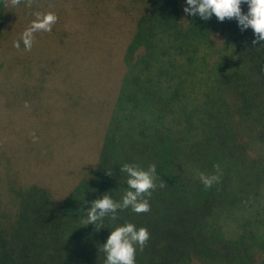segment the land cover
Wrapping results in <instances>:
<instances>
[{"label":"trees","instance_id":"16d2710c","mask_svg":"<svg viewBox=\"0 0 264 264\" xmlns=\"http://www.w3.org/2000/svg\"><path fill=\"white\" fill-rule=\"evenodd\" d=\"M144 2L122 57L117 55V44L89 42L80 36V29L69 31L61 27L59 42L42 31V54L37 56L34 34L32 49L26 51L25 70L30 69L35 81L28 84L24 103H55V92L63 90L67 103H116L111 111L119 118L122 132L104 125L103 131L108 134L99 167L88 169L60 203L47 187L19 182L14 176L21 175L20 160L9 147L6 149L0 157V264H105L103 244L112 230L127 223L137 230L146 228L150 234L143 250L136 245L135 264H264V212L260 216L257 209L254 214L258 205L252 204L247 223L239 219L232 232L217 212L223 210L222 201L229 204L227 200L237 201L248 190L254 191L252 176L256 175H250L251 182L247 181L234 170V164L228 165L229 157L223 156L222 147L214 149L207 158L210 168L186 166L168 134L161 132L166 128L164 120H157V111L148 104L171 100L169 86L178 82L180 65L174 63H179L178 59L172 61L173 52L167 50L182 42L183 32L177 22L180 0ZM241 9L246 14L249 7L245 3ZM195 16L188 28H192V44L198 47L214 14L210 21ZM73 30L82 41H77L79 37L67 38ZM99 30L88 28L85 33L92 35ZM262 45L264 41L260 42L255 67L264 79ZM59 75L67 82L66 89L59 86ZM103 110L106 112L105 107ZM140 153L146 156L138 160L135 156ZM123 164L144 170L156 165V187L150 196L143 197L148 200L150 211L118 209L115 220L109 213L97 221V226L85 225L93 201L107 193L114 202L121 203L130 190L127 174L121 172ZM199 173L219 175L220 179L205 188ZM256 174L260 176L259 172ZM163 182L167 186H161ZM245 183L247 189L243 188ZM251 200L243 206H250Z\"/></svg>","mask_w":264,"mask_h":264},{"label":"rangeland","instance_id":"374dc122","mask_svg":"<svg viewBox=\"0 0 264 264\" xmlns=\"http://www.w3.org/2000/svg\"><path fill=\"white\" fill-rule=\"evenodd\" d=\"M186 6V0H180L177 22L182 42L167 50L173 52L172 61H179H174L180 65L178 82L169 86V103L148 104L157 111V120H164L166 128L161 132L168 134L186 166L210 168L207 158L222 147L223 156L229 157L228 165L234 164V170L247 181L256 175L252 176L254 191L248 190L243 199L227 200L229 204L220 203L223 210L217 212L232 232L239 219L247 223L252 204L258 205L254 214L257 209L260 216L264 212V79L255 67L260 43L253 44L256 36L252 28L241 31L235 18L221 22L214 15L207 35L194 47L188 25L196 16L186 14ZM144 7V0H32L31 7L23 2L5 7L0 0V157L9 147L19 158L21 175L14 176L19 182L47 187L56 201L63 202L88 169L99 167L108 134L104 125L122 132L119 118L111 111L116 103H67L66 90L55 92V103H24L28 84L34 83L35 76L29 74L30 69L25 70L21 37L36 13L56 16L48 32L51 40L62 39L60 27L80 29V36L89 42L117 44V55L122 57L131 39L130 29L137 25ZM88 28L100 30L91 35L85 33ZM34 34L33 48L40 56L42 31ZM69 35L72 40L83 39L74 30ZM16 41H20L19 49L14 47ZM58 82L66 89L61 75ZM145 156L140 153L135 158ZM243 188L247 189L246 183ZM250 200V206H243Z\"/></svg>","mask_w":264,"mask_h":264},{"label":"clouds","instance_id":"9594fccd","mask_svg":"<svg viewBox=\"0 0 264 264\" xmlns=\"http://www.w3.org/2000/svg\"><path fill=\"white\" fill-rule=\"evenodd\" d=\"M31 7L32 0H4L5 7L19 6L21 3ZM187 6L184 12L190 15H199L204 20H209L213 14L223 22L226 18H235L241 31L249 27L254 30L256 39L253 44L264 41V0H186ZM247 4L248 12H242L241 5ZM56 16L53 13H36V18L31 25L23 32L22 41L26 51H31L34 39V33L37 31L50 32L52 25L56 22ZM14 47L20 48V41L14 42ZM264 47V45H262ZM217 173H219V164L215 165ZM121 172L127 174L128 190L123 196L122 202L117 203L105 193L102 198L92 202L88 209L85 225L94 224L97 226V221L102 220L105 216L111 213V218H117L118 209H126L131 207L136 213H144L150 211V205L147 199L143 197L145 194L151 195L156 185V165H150L147 170L141 169L136 165L123 164ZM111 175V171H108ZM199 179L205 188H211L214 183L220 179L219 175H206L199 173ZM161 186H167L165 182ZM97 230L98 227H97ZM150 234L146 228H137L132 223H127L124 226H119L111 231L107 242L103 244V251L106 253L105 264H135L136 245H139L140 250H143Z\"/></svg>","mask_w":264,"mask_h":264}]
</instances>
